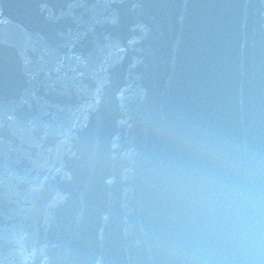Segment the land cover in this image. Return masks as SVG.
Wrapping results in <instances>:
<instances>
[{
	"label": "water",
	"instance_id": "1",
	"mask_svg": "<svg viewBox=\"0 0 264 264\" xmlns=\"http://www.w3.org/2000/svg\"><path fill=\"white\" fill-rule=\"evenodd\" d=\"M0 264H264V0H0Z\"/></svg>",
	"mask_w": 264,
	"mask_h": 264
},
{
	"label": "clouds",
	"instance_id": "2",
	"mask_svg": "<svg viewBox=\"0 0 264 264\" xmlns=\"http://www.w3.org/2000/svg\"><path fill=\"white\" fill-rule=\"evenodd\" d=\"M230 198H234L235 206H236V212L234 213L235 215H238L239 217H242L244 209L248 207L247 201L241 200L239 196L235 195L234 193H229L228 194ZM242 225V220L238 219L236 221V231L234 234L240 235L242 234L240 232V227Z\"/></svg>",
	"mask_w": 264,
	"mask_h": 264
}]
</instances>
